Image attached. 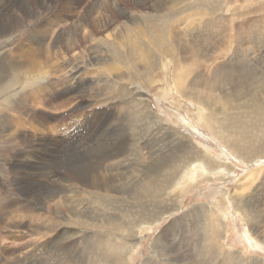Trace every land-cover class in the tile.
<instances>
[{
  "label": "rangeland",
  "instance_id": "obj_1",
  "mask_svg": "<svg viewBox=\"0 0 264 264\" xmlns=\"http://www.w3.org/2000/svg\"><path fill=\"white\" fill-rule=\"evenodd\" d=\"M180 1L157 12L162 6L150 7L151 1L139 7L136 0H0L5 18H0V66L13 60L25 64L19 57L11 59L22 49L40 50L35 69L29 71L27 64L13 73L0 68V74L9 76L0 84V264H73L75 259L77 264H94L97 255L110 254L119 246L125 247L126 264H264V0ZM92 3L97 6L90 7ZM191 5L202 9V19L201 13L189 10L182 13L183 24L170 28L184 29L187 36L173 37V44L158 40L167 53H173L171 45L175 49L191 43L196 45V58L206 55L195 62L196 69L185 70L182 92L171 82L166 57L149 63L148 68L153 66L149 81L141 72L124 74L129 78L125 80L122 70L112 69L116 61L110 57L116 60L119 52L127 58L126 49L113 43L115 33L128 37L132 28L167 32L155 17ZM28 8L33 15L20 23L17 16ZM94 10L95 16L102 14L108 20L102 21L104 27L90 18ZM82 19H89L85 31L81 28L72 38L73 28L68 26ZM3 29L8 31L2 33ZM38 29L44 32L43 44L29 41ZM70 44L74 50L66 51L64 46ZM73 65L75 74L69 70ZM245 75L251 76L245 79ZM76 81L80 83L74 86ZM210 83H215L212 90ZM34 91L42 97L28 101ZM110 125L113 139L125 135L133 146L104 163L105 175L109 171L122 178L112 185L125 190L100 191L104 200L102 196L76 203L75 207L86 208L87 215L93 214L98 226L77 227L58 219L62 228L54 248L46 244L47 235L32 232V222L20 221L15 209L42 190L39 205L35 200L28 204L41 212L46 223L50 205H41L49 185H60L58 176L70 177L65 171L59 173L57 164L71 149L88 148L100 132L97 141L107 142ZM227 167L229 175L224 173ZM60 202L59 217H63L69 206L64 198ZM16 222L21 224L15 227ZM135 225L140 226L138 236ZM251 228L254 233H249ZM99 230L97 240L92 234ZM132 238L136 247L126 248L121 239ZM58 254L59 262L54 259Z\"/></svg>",
  "mask_w": 264,
  "mask_h": 264
},
{
  "label": "bare ground",
  "instance_id": "obj_2",
  "mask_svg": "<svg viewBox=\"0 0 264 264\" xmlns=\"http://www.w3.org/2000/svg\"><path fill=\"white\" fill-rule=\"evenodd\" d=\"M40 1V0H39ZM151 1V4L150 7H155V5H161L162 7H160V9H158L157 12H161L162 10H168V9H172L173 6L178 2H181L180 0H136V3L139 7H146L147 5V2H150ZM157 1V2H156ZM191 1V0H190ZM13 2V1H12ZM15 2V0H14ZM33 2V1H32ZM31 2V4H32ZM95 2V0H94ZM97 2V1H96ZM120 2V1H119ZM128 2V1H127ZM129 3V2H128ZM180 4V3H179ZM182 4V3H181ZM1 5V4H0ZM97 6L96 3H92V5L90 7H95ZM100 5V4H99ZM123 5V4H122ZM132 5V4H131ZM136 5V4H135ZM148 5V6H149ZM30 6V5H29ZM113 6V5H112ZM34 7V6H33ZM107 7V6H106ZM117 7V6H116ZM180 7V6H179ZM184 7V6H183ZM27 8V7H26ZM89 8V7H88ZM128 8V7H127ZM175 8V7H174ZM255 8V7H254ZM32 9V8H31ZM101 9V8H99ZM107 9V8H106ZM118 9V8H117ZM121 9V8H120ZM177 9V8H176ZM181 9V8H180ZM176 10L175 12H172V13H169V14H166L164 12L160 13L159 15H157L155 17V19H157L158 23H162L163 27L165 29V31L167 32H159V31H156V30H150L149 28H142V29H136V28H132V29H128L130 31V35L127 37V35L125 36H120L119 33H115V35L112 37L113 38V43H115L116 45H121L123 48L126 49V55H127V58L123 57L119 52L118 54L115 55V58L116 60H114V58L110 57V59L112 61H116L114 63V68L112 69H116V70H122V76L124 74H126V76H129L132 74V72H134V74H137L139 72L142 73V75H145L147 80L149 81V75L148 73H152L153 72V66L148 68V65L150 62H155V60L157 59H160L162 57H166L169 62L171 63V69H172V72H171V82L173 83V86L174 88L176 89V91L178 92H182L183 91V88H184V85L186 84V82L184 83L185 79H186V76H185V70H188L190 69V67H194L195 69L197 68V62H199L198 60L204 58L206 55L201 53L199 56V58H196L197 57V49H196V45H192L191 43L187 44L186 45H183V44H186V43H183L182 45H179L178 47H176L174 49V45H171V47L169 48V51L170 49L172 50L173 53H167L166 50L161 46V44L158 43V40H160L161 42L163 43H166V42H170L171 44H173L172 41L173 40V37H176V38H179V37H183L186 35L185 33V30L182 29L181 31H178V30H175V29H170L171 27L174 28L175 25H180V24H183V22L185 21V16L182 14L186 11H191V10H194L198 13H201L200 15V20L202 19L203 15L205 14L204 12H201L202 9H198L195 10L193 9L192 5L191 6H186L184 9L182 10ZM256 9V8H255ZM259 9V8H258ZM16 10V8H15ZM18 10V8H17ZM89 10V9H88ZM125 10V9H124ZM7 11V10H6ZM13 11V10H12ZM11 11V12H12ZM25 11V9H24ZM99 11V10H97ZM151 11V10H150ZM17 12V11H15ZM14 12V13H15ZM102 12V11H101ZM140 12V11H139ZM9 13V12H7ZM20 13V12H19ZM95 10L94 11H91L90 13V18L94 16V22L97 21V23L99 24V28H102V21H107V19H104V16H95ZM105 13V12H104ZM18 14V12H17ZM84 14V13H83ZM149 14V13H148ZM192 14V13H191ZM3 14L0 13V18L4 19L5 18L2 16ZM28 15H33V12L28 8V10L25 12V13H21V15H18L17 18L19 17V22L20 21H23V19L28 16ZM12 16V15H11ZM53 16V15H52ZM140 16V15H139ZM196 16V15H195ZM194 14H193V17H195ZM6 17V16H5ZM13 17V16H12ZM85 18V16H82ZM106 17V16H105ZM128 17V16H127ZM205 17H207L205 15ZM16 18V20H17ZM126 18V17H125ZM150 20L152 19V17H148ZM197 18V17H196ZM8 19V17L6 18ZM81 19V18H79ZM134 19V18H133ZM183 19V20H182ZM1 20V19H0ZM83 20V19H82ZM89 19H84L83 21L81 22H77V23H74L73 25H70L68 27H70L68 30H70L71 28H73V34H72V38L75 37V35L77 34V31H79L81 28L85 31V25L86 23L88 22ZM191 20V19H190ZM198 20V19H197ZM7 21V20H6ZM8 22V21H7ZM150 22V21H149ZM9 23V22H8ZM17 23V21H16ZM21 23V22H20ZM53 23V22H52ZM12 24V23H11ZM18 24V23H17ZM16 24V25H17ZM14 25V26H16ZM20 25V24H19ZM91 25V24H90ZM89 25V26H90ZM13 26V25H12ZM188 26V25H187ZM186 26V27H187ZM11 27V26H9ZM8 27V28H9ZM104 27V26H103ZM208 27V26H207ZM188 28V27H187ZM88 29V28H87ZM104 29V28H103ZM46 30V29H45ZM48 30V29H47ZM46 30V31H47ZM204 30V29H203ZM8 30L6 29H3L2 30V33H6ZM63 31V30H62ZM162 31V30H161ZM70 32V31H69ZM88 32V31H87ZM92 31H90V33L88 34H91ZM203 32V31H201ZM245 32H247L245 30ZM250 32V31H249ZM1 33V32H0ZM9 33V32H8ZM208 33V32H207ZM46 34V33H45ZM67 34H68V31H67ZM94 34V33H93ZM92 34V35H93ZM114 34V33H113ZM203 34V33H202ZM2 35V34H1ZM7 35V34H6ZM87 35V34H86ZM109 35V34H108ZM69 36V35H68ZM94 36V35H93ZM110 36V35H109ZM187 36V35H186ZM45 35H44V32L40 29L36 30L35 33L33 35H31L29 37V41L32 40L34 42H36L37 44H41L42 41L45 40ZM70 37V36H69ZM90 37V36H89ZM108 37V36H107ZM68 38V37H67ZM76 38V37H75ZM88 38V37H87ZM92 38V37H91ZM57 39V38H56ZM63 39V38H62ZM182 41L185 40L184 38H180ZM208 38H206L207 40ZM60 40V39H59ZM68 40V39H67ZM84 40V39H83ZM212 40V39H211ZM53 41V40H52ZM208 41V40H207ZM214 41V39H213ZM66 42V41H65ZM71 42V41H70ZM79 42V41H78ZM23 43V42H22ZM55 43V42H53ZM77 43V42H76ZM200 43V42H199ZM204 43V42H203ZM210 43V42H209ZM21 44V43H20ZM43 44V43H42ZM52 44V43H51ZM78 44V43H77ZM181 44V43H180ZM194 44V43H193ZM198 44V43H197ZM208 44V43H206ZM19 45V44H18ZM17 45V46H18ZM25 45V44H23ZM50 45V44H49ZM53 45V44H52ZM63 45V44H62ZM199 45V44H198ZM79 46V45H78ZM167 46V45H165ZM170 46V45H169ZM182 46H185L184 48H181ZM55 47V46H54ZM80 47V46H79ZM91 47V46H90ZM159 47V48H158ZM58 48V47H57ZM65 50L67 51V49H69L70 51H72L73 49V45H65L64 46ZM112 48V47H111ZM157 48V49H156ZM198 48V47H197ZM20 49H22L20 47ZM40 49V48H39ZM62 49V48H61ZM97 49V48H96ZM168 49V47H167ZM42 50V49H41ZM52 50V49H50ZM74 50V49H73ZM116 48H113V53L116 52ZM39 51L37 48H31V47H28L27 49H22V51L18 54H13L11 56H13L14 58H11L12 60L15 59L16 57H19L20 58V61L21 63H24L26 62L25 64H27V68L28 70L30 71L31 69H35L37 67V61H36V57H38L39 55ZM46 51V50H44ZM80 51V50H79ZM111 51V50H110ZM200 51V50H199ZM202 52H204L202 49H201ZM16 52V51H15ZM43 52V51H41ZM48 52V51H47ZM74 52V51H73ZM61 53V52H60ZM63 53V52H62ZM205 53V52H204ZM47 54V53H46ZM56 54L58 55L59 53L56 52ZM77 54V53H76ZM80 54V53H79ZM81 54H84V53H81ZM80 56H83L81 55ZM87 55V54H86ZM8 56V55H7ZM72 56V55H71ZM77 56V55H76ZM91 56V55H90ZM89 56V57H90ZM99 56V55H98ZM110 56H112V54L110 53ZM209 56V55H208ZM211 56V55H210ZM92 58H94L93 56H91ZM191 57L193 59H191ZM47 58V57H46ZM76 58V57H75ZM107 58V57H106ZM109 58V57H108ZM7 59V58H6ZM65 59V58H64ZM88 59V58H87ZM163 59V58H162ZM212 59V58H211ZM264 59V58H262ZM50 59H48L47 61H49ZM60 60V59H59ZM77 60V59H75ZM81 60V59H80ZM85 60V59H84ZM215 60V59H214ZM56 61V60H55ZM65 61V60H64ZM71 61V60H70ZM90 62V61H89ZM196 62V63H195ZM201 62V61H200ZM91 63V62H90ZM168 63V62H167ZM193 65H192V64ZM261 63V62H260ZM6 64V63H5ZM25 64H20V63H17V61L13 60V62H10L8 64L7 62V65L5 66H0V68L3 70V71H6V70H11V72H15L16 70H20ZM46 64V63H45ZM52 64V62H51ZM63 64V63H62ZM107 64V62H106ZM66 65V64H65ZM72 65V64H71ZM102 65V64H101ZM111 65V64H110ZM39 66V65H38ZM60 66V65H59ZM90 66V65H89ZM55 67V66H54ZM136 67H139L136 68ZM66 68V67H65ZM71 69H69L70 71H73V74H75L77 72V67L75 68V65H73L72 67H70ZM81 68V67H80ZM80 70V69H79ZM108 70H111V66H109L107 68V71ZM219 71V70H217ZM108 73H110L108 71ZM147 73V74H146ZM25 74V73H24ZM111 74V73H110ZM109 74V75H110ZM133 74V75H134ZM26 75V74H25ZM223 74H221V77H222ZM226 75V74H225ZM224 75V76H225ZM111 76V75H110ZM118 77H122L121 75H117ZM190 73H189V77H190ZM219 76V74H218ZM243 76V75H242ZM251 76V75H250ZM250 76H244L245 77H248L250 78ZM9 77V76H7ZM6 77V74H0V84L7 78ZM80 77V76H79ZM114 77V76H113ZM151 77V76H150ZM213 77V76H212ZM215 77V76H214ZM237 77V76H236ZM240 77V76H239ZM253 77V75H252ZM255 77V75H254ZM76 78V77H74ZM123 78L125 80H129L128 77H125L123 76ZM136 78V77H134ZM146 78H145V81H146ZM235 78V77H234ZM72 79V78H71ZM243 79V78H241ZM246 79V78H245ZM258 79V78H257ZM73 80V79H72ZM76 80L80 81L81 79L79 78H76ZM125 80H122V81H125ZM254 78L251 79V81H253ZM74 81V80H73ZM76 81V85H78V82ZM91 81V80H90ZM121 81V82H122ZM240 81V79H239ZM243 81V80H242ZM240 81V82H242ZM250 81V80H249ZM72 82V81H71ZM126 82V81H125ZM124 82V84H126ZM215 82V81H214ZM225 82V81H223ZM247 82V81H246ZM255 82V81H253ZM216 83V82H215ZM214 83V84H215ZM248 83V82H247ZM256 83V82H255ZM254 83V84H255ZM258 83V82H257ZM256 83V84H257ZM124 84H120L118 83L117 86H124V89L123 91L127 90L129 91L128 89V86H125ZM129 84V83H128ZM214 84L213 83H210V88H214ZM219 84V83H218ZM225 84V83H224ZM234 84V82H233ZM239 85V84H238ZM246 86V84H244ZM250 85V84H249ZM248 85V86H249ZM227 85H225L226 87ZM229 86V85H228ZM227 86V87H228ZM251 86V85H250ZM256 86V85H255ZM262 85H259V87L261 88ZM116 87V86H115ZM237 87V85H236ZM239 87V86H238ZM263 87V86H262ZM220 88V86H219ZM241 87H239L240 89ZM250 88V87H248ZM254 88V87H252ZM257 89L258 90H260ZM75 89V88H74ZM212 90V89H210ZM216 90V89H215ZM228 90V89H227ZM238 90V89H236ZM243 90V88H242ZM241 92L242 93H245V90H243ZM254 90H256L254 88ZM254 90H253V94H254ZM247 91V90H246ZM45 92V91H44ZM43 92V93H44ZM223 92V91H221ZM251 92V90H250ZM249 92V93H250ZM39 92L37 91H34V93H32L33 95L30 94V96L27 98L28 101H36V99L38 98H41V94L39 95L38 94ZM128 93V92H127ZM239 93V91H238ZM247 93V92H246ZM259 93V91H258ZM257 93V95H258ZM49 94V93H47ZM241 94V93H239ZM256 94V93H255ZM260 94V93H259ZM245 94H242V96H244ZM247 96H249L248 94H246ZM245 95V96H246ZM244 96V97H245ZM256 95H254L255 97ZM260 96V95H259ZM225 97V96H224ZM216 98V97H215ZM231 98V97H230ZM228 98V99H230ZM236 98V97H235ZM221 99V98H220ZM252 99V98H250ZM25 100V99H24ZM67 100V99H66ZM222 100V99H221ZM225 100V98L223 99ZM51 101V100H50ZM45 102V101H44ZM42 103V101H41ZM229 103V102H227ZM226 103V104H227ZM44 104V103H42ZM226 104H223V105H226ZM35 106V105H34ZM79 107V106H78ZM77 107V108H78ZM143 108V107H142ZM114 109V108H113ZM146 109V108H145ZM145 109H142L145 111ZM147 111V110H146ZM213 111V110H211ZM213 113V112H212ZM210 114V115H213V114ZM80 114V113H79ZM33 115V114H32ZM96 117V116H95ZM17 118V117H16ZM22 121L20 119H17V122ZM94 121V120H93ZM151 121V120H150ZM153 121V120H152ZM23 122V121H22ZM16 123V122H15ZM144 123V122H143ZM20 123H18L19 125ZM100 124V123H99ZM253 124V123H252ZM255 124V123H254ZM259 124V123H258ZM90 125V124H89ZM241 125V124H240ZM17 126V125H16ZM94 126V125H93ZM151 125H149V128H150ZM253 126V125H252ZM34 127V126H33ZM152 127V126H151ZM236 127V126H234ZM256 127V126H254ZM254 127H252L254 129ZM2 128V127H1ZM35 128V127H34ZM114 128L113 126L110 125V127H108V131L109 133L106 134V138L108 139L107 142L103 143L100 145V142L97 141L98 139V136L100 135L101 136V132L97 134V136L95 137H92L91 138V144L89 143V147L88 148H85L84 150H78L77 152L76 151H72V149L70 150L69 153H65V158L61 161L60 163L57 164V170H59V173L60 171H65L67 173L70 174V177L69 178H64V177H61V176H58L57 179H59L60 181H62L60 183V185H49V191L48 193H46L47 195H44L45 196V200H44V203L41 205V207L43 208L44 204L46 203H49L50 207H49V211H48V214L49 215H46V217L48 219H46V223H44V219L43 217H41V212L38 213V211L34 212L32 209H30V205L28 203L32 202L33 200H35L39 205V201H40V198H41V192L42 190L34 193L32 195V198L30 197V201H28L27 199V203H25L23 206H21L20 208H16L15 209V213L16 215L19 217L18 219H21L20 221H27V222H32V226L30 225V227L33 228L32 232L35 234H41V235H47L48 238H46V244H49L50 246L56 248L58 245L56 243V239H58V237H60L59 235L61 234V232H59V229L61 227V223L62 221H59V220H64L66 221L67 224L69 225H72V226H77V227H87V226H90V227H94V228H97L98 226V221L97 219L93 218V214H92V217L88 214H86V208L84 207H75L76 203L78 204H81V200H86L87 198L89 200H92L93 198L96 199V197H102V193H100V191H105V192H112L114 194H119L121 192H123L125 189L123 188H118V187H115L114 185H112L114 182L116 183V181H120L122 180L121 177H119L118 173L117 174H111V173H108L106 175H108V177L105 175V168L104 167V163L106 159H110V158H113L114 160L115 159H118V157L120 156V154L122 153H125L127 150H129L130 148H132L133 146H130L132 145V143L128 142L127 140V137L125 135H123L122 138H119L118 135H116L115 139L112 138V135H111V129ZM93 129V128H92ZM107 130V128H104V130ZM240 129V128H239ZM244 129V128H242ZM257 129V127H256ZM255 129V130H256ZM1 130V129H0ZM4 130V129H3ZM81 130V129H80ZM89 130V129H88ZM252 130V129H251ZM261 130V129H260ZM258 130V131H260ZM241 131V129H240ZM244 132L246 130H243ZM257 131V132H258ZM88 132V131H87ZM248 132V131H247ZM255 132V131H253ZM124 134V133H123ZM42 135V134H41ZM85 137V136H84ZM114 137V136H113ZM97 141V142H96ZM83 145V144H82ZM93 146V147H92ZM79 147V146H78ZM87 147V146H86ZM76 148V147H75ZM135 149V148H134ZM133 149V150H134ZM131 150V151H133ZM110 161V160H109ZM29 163V162H28ZM30 165V164H29ZM120 169V167H118ZM228 168H224V173L229 175V171H228ZM125 170V169H124ZM119 172V171H118ZM58 173V174H59ZM63 173V172H62ZM120 174V173H119ZM125 174V173H124ZM127 174V173H126ZM125 174V176H126ZM123 175V174H122ZM132 175V174H131ZM124 176V179L126 178ZM135 176V175H134ZM130 177V176H129ZM128 177V178H129ZM133 177V176H132ZM128 181L130 179H127ZM49 181V180H48ZM122 182V181H121ZM57 183V182H56ZM55 183V184H56ZM135 183V182H134ZM48 184V183H47ZM59 184V183H58ZM123 184V182H122ZM121 184V185H122ZM24 185V184H23ZM120 185V184H119ZM58 187L57 189L55 187ZM47 187V186H46ZM27 188V187H26ZM23 189H24V186H23ZM25 190V189H24ZM29 190V189H28ZM46 191V190H45ZM69 192V193H68ZM62 193H65L64 196H61V197H58V195ZM26 194H27V191H26ZM45 194V192H44ZM85 195V198L83 197ZM40 197V198H39ZM64 198L65 200H67V203H68V208L66 209V212L64 210L63 214L64 216L63 217H59L62 210H59L62 203L60 202V199ZM102 200H104V196L102 197ZM69 201V202H68ZM106 201V200H105ZM66 203V204H67ZM101 203V202H100ZM35 204V203H34ZM36 205V204H35ZM66 206V205H65ZM74 206V207H73ZM79 206V205H77ZM43 210V209H42ZM46 210V209H45ZM78 210V211H77ZM3 211V210H2ZM6 211V210H5ZM4 211V212H5ZM24 212V216L22 215L21 212ZM2 212V213H4ZM88 212V211H87ZM8 213V212H7ZM90 213V212H89ZM46 214V213H45ZM16 216V217H17ZM90 216V217H89ZM12 217H13V213H12ZM4 218V217H3ZM42 218V219H41ZM45 218V216H44ZM5 219V218H4ZM7 219V218H6ZM9 219V218H8ZM59 219V220H58ZM161 219V218H159ZM12 220V218L9 219L8 222H10ZM17 220V219H16ZM38 220L40 222H38ZM41 220H43V222H41ZM58 220V222H57ZM7 221V220H6ZM19 222V221H18ZM7 223V222H6ZM13 224V223H12ZM11 224V225H12ZM21 223H17L15 224V227H17V225H20ZM31 224V223H30ZM65 224V223H64ZM174 224V223H173ZM5 225V224H4ZM11 225H9L10 227H12ZM8 226V225H7ZM14 226V225H13ZM136 226V235L138 236L139 235V232H140V226L139 225H135ZM5 227V226H4ZM27 227V226H26ZM169 227V226H168ZM223 227V222H222V226L221 228ZM6 228V227H5ZM31 228V229H32ZM62 228V227H61ZM60 228V229H61ZM250 229V228H249ZM252 230H249V233L253 231H255L254 228H251ZM171 230V229H170ZM174 230V229H173ZM176 230V229H175ZM223 230V228H222ZM70 231V230H69ZM87 231V230H86ZM85 231V232H86ZM168 231V230H167ZM165 232V231H164ZM67 233V232H66ZM66 233H63V234H66ZM166 233V232H165ZM74 234V232H73ZM78 234V233H77ZM68 235V234H67ZM93 236L96 237V239L98 240L100 235H101V231L99 230V232L97 233H94L92 234ZM167 235V234H165ZM260 236L261 237V234H257V236ZM70 235H69V240L70 239ZM261 239L264 240V237H261ZM257 240V239H256ZM61 241V240H60ZM68 241V240H67ZM66 241V242H67ZM78 242V240H75V242ZM107 241V240H105ZM121 241L124 243V245H126V248H129V249H132V248H135L136 247V239L135 238H132L128 241H125L123 239H121ZM56 243V244H54ZM63 243V242H62ZM85 243V242H84ZM255 243V242H254ZM74 244V243H73ZM80 244V243H79ZM63 245V244H62ZM60 245V246H62ZM65 245V244H64ZM156 245V244H155ZM256 246H259L255 243ZM59 246V247H60ZM76 246L75 245V249H76ZM40 247H45V246H40ZM68 248V246H67ZM155 248V247H154ZM124 249L125 247L123 246H119V247H114L112 248V252L110 254H105V255H97L96 257V262L94 264H106V263H109V264H126V256L124 254ZM81 250L80 247H78V250L75 251V254L76 256L78 255L79 251ZM24 252V251H23ZM67 253V252H66ZM59 255L58 254L54 259L56 261L60 260L59 259ZM93 255L94 253L92 252L91 253V258L90 259H93ZM89 256V255H87ZM68 257V256H66ZM73 257V256H71ZM83 257V255H82ZM64 258V257H63ZM62 258V259H63ZM86 258V257H85ZM85 258H82L83 261L86 260ZM108 259L109 262H106L105 259ZM70 259V257H69ZM81 259V261H82ZM65 260V259H64ZM88 260V259H87ZM86 260V262H87ZM59 262V261H58ZM68 262V260H67ZM77 260L75 259L73 261V264H77ZM60 263V262H59ZM58 263V264H59ZM67 264V263H66ZM70 264V263H68ZM72 264V263H71ZM78 264H85L80 262Z\"/></svg>",
  "mask_w": 264,
  "mask_h": 264
}]
</instances>
